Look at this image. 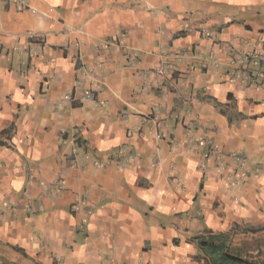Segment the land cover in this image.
Instances as JSON below:
<instances>
[{
    "label": "crops",
    "instance_id": "0c3cea01",
    "mask_svg": "<svg viewBox=\"0 0 264 264\" xmlns=\"http://www.w3.org/2000/svg\"><path fill=\"white\" fill-rule=\"evenodd\" d=\"M250 48L264 0H0V260L203 264L197 235L263 228Z\"/></svg>",
    "mask_w": 264,
    "mask_h": 264
},
{
    "label": "trees",
    "instance_id": "16d2710c",
    "mask_svg": "<svg viewBox=\"0 0 264 264\" xmlns=\"http://www.w3.org/2000/svg\"><path fill=\"white\" fill-rule=\"evenodd\" d=\"M2 140H0V145ZM259 227H249L245 229L232 228L231 232L226 233H202L195 238L199 247V257L205 259L208 264H264L263 260H246L241 256L239 248H231L230 241L234 233L255 232ZM6 264L5 260H2ZM11 264H15L12 262Z\"/></svg>",
    "mask_w": 264,
    "mask_h": 264
},
{
    "label": "built area",
    "instance_id": "2783aa9c",
    "mask_svg": "<svg viewBox=\"0 0 264 264\" xmlns=\"http://www.w3.org/2000/svg\"><path fill=\"white\" fill-rule=\"evenodd\" d=\"M11 3L17 4L18 6L24 8L27 7V0H8ZM264 60L262 54L254 48L241 54L236 60L232 62L233 67L230 68L229 75L232 79L236 77H241L250 84L258 83L260 85L264 84V69L261 67V62ZM264 63V61L262 62ZM85 98H90L91 94L86 92ZM229 158L231 159V166L233 170H241L244 176H247L246 170H244L243 165L247 161V156L242 153H230Z\"/></svg>",
    "mask_w": 264,
    "mask_h": 264
},
{
    "label": "rangeland",
    "instance_id": "374dc122",
    "mask_svg": "<svg viewBox=\"0 0 264 264\" xmlns=\"http://www.w3.org/2000/svg\"><path fill=\"white\" fill-rule=\"evenodd\" d=\"M231 248H239L241 256L246 260H263L264 261V227L255 232H238L234 233L231 237L230 241ZM200 260H204L203 264L205 263V259L199 257ZM6 264H11L14 262L15 264H42L41 262L33 263L28 258H23L19 256L16 260H11L7 258L5 260ZM0 264H4L2 260H0ZM243 264V263H239Z\"/></svg>",
    "mask_w": 264,
    "mask_h": 264
}]
</instances>
